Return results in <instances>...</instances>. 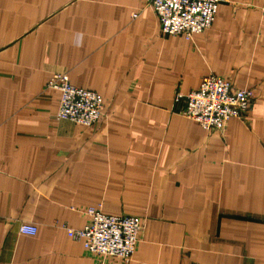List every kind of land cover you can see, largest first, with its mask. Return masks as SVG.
I'll use <instances>...</instances> for the list:
<instances>
[{
	"label": "crops",
	"instance_id": "obj_1",
	"mask_svg": "<svg viewBox=\"0 0 264 264\" xmlns=\"http://www.w3.org/2000/svg\"><path fill=\"white\" fill-rule=\"evenodd\" d=\"M147 2L0 0V264H119L66 233L97 205L142 221L123 264H264V0L191 39ZM55 72L101 95L96 122L56 118ZM208 74L255 94L223 130L173 104Z\"/></svg>",
	"mask_w": 264,
	"mask_h": 264
},
{
	"label": "built area",
	"instance_id": "obj_2",
	"mask_svg": "<svg viewBox=\"0 0 264 264\" xmlns=\"http://www.w3.org/2000/svg\"><path fill=\"white\" fill-rule=\"evenodd\" d=\"M221 1L148 0L147 4L157 17L161 33L180 34L191 39L211 26ZM45 88L59 92L58 120L89 126L102 114L101 95L73 85L66 72L53 73ZM254 96L249 88L233 87L227 78L208 74L201 78L196 89L186 94L176 91L173 104L183 116L196 121L203 129L223 130L231 118L242 117L247 112ZM84 213L88 218L84 226L65 228L67 235L80 240L84 250L99 259H110L119 264L128 261L136 250L143 227L140 217L105 214L100 205L89 206ZM17 230L33 235L37 228L21 222Z\"/></svg>",
	"mask_w": 264,
	"mask_h": 264
},
{
	"label": "rangeland",
	"instance_id": "obj_3",
	"mask_svg": "<svg viewBox=\"0 0 264 264\" xmlns=\"http://www.w3.org/2000/svg\"><path fill=\"white\" fill-rule=\"evenodd\" d=\"M245 114H243V116H244Z\"/></svg>",
	"mask_w": 264,
	"mask_h": 264
}]
</instances>
